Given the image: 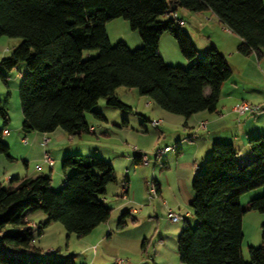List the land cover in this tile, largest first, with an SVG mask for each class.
Masks as SVG:
<instances>
[{"label":"trees","instance_id":"trees-1","mask_svg":"<svg viewBox=\"0 0 264 264\" xmlns=\"http://www.w3.org/2000/svg\"><path fill=\"white\" fill-rule=\"evenodd\" d=\"M169 3L193 11L210 9L240 37L239 53L260 56L264 52V0H0V37L18 38L0 59V76L5 79L4 69L11 70L19 61L27 67L18 87L21 130L45 133L60 128L70 136L87 132L86 111L104 117L93 110L99 98L131 108L115 95L119 86L133 87L160 108L184 117L215 111L221 83L231 74L229 62L211 45L186 67L166 63L157 49L163 32L175 38L188 60L197 54L182 25L171 16L160 18ZM115 17L127 19L138 32L139 47L132 49L123 40L109 42L105 23ZM86 49H98V53L83 58ZM0 117V153L11 158L3 138L9 120L5 103H0ZM248 146L250 159L239 157L232 142H213L202 169L194 174L188 206L196 223L191 226L184 216L176 241L182 263L264 264V221L261 244L248 246L249 261L243 259L240 248L243 213L264 211V134L251 136ZM158 148L163 147L156 148V155ZM133 152L134 163L144 162V153ZM61 160L62 171L71 172L58 191L50 188V176L42 173L10 177L7 184L0 181V264H76L71 255L38 253L41 248L32 243V229L37 225H31L29 212L41 210L47 216L45 225L58 221L77 236L108 219L111 208L101 196L116 180L113 164L95 155L69 152ZM257 186H263L262 194L242 206L241 195ZM126 189L124 185L123 196ZM148 192L157 196L155 180L148 182ZM129 216V210L123 209L116 226L124 227Z\"/></svg>","mask_w":264,"mask_h":264},{"label":"rangeland","instance_id":"rangeland-1","mask_svg":"<svg viewBox=\"0 0 264 264\" xmlns=\"http://www.w3.org/2000/svg\"><path fill=\"white\" fill-rule=\"evenodd\" d=\"M169 4V10L160 18H170L172 13L170 9L174 8L176 14L184 19L181 27L190 36L197 54L192 60H188L181 54L175 38L170 33L163 32L158 40L157 48L166 63L181 66L180 63L185 61L182 67H186L192 61L199 59L198 51L206 50L207 42L211 40L218 43L219 51H225L231 64L235 65L237 57H230V51L238 52L237 44L234 42L236 37L217 17H214V14L207 19L206 16L210 14L208 13L211 12L210 10L193 11ZM199 26L200 29H198ZM105 29L112 45L119 40L126 42L132 49L142 44L138 32L132 29L129 21L123 17L108 20L105 23ZM17 41L16 37H0L2 45L16 44ZM97 53L98 49H86L83 50L82 57L87 58ZM238 57L240 62L244 58L241 55ZM262 65L264 69V63ZM26 71V63L19 61L11 70L4 69L5 79L0 76V103L6 104L9 115L6 127L10 131L5 137L7 141H4L11 155V158H8L0 153L1 183L7 184L10 177L42 173L50 176V188L58 191L65 175L71 172L67 170L64 173L61 167V159L68 151L69 153L95 155L109 162L111 155L117 152L116 149L126 151L131 155L130 158L134 150L141 151L147 156L145 162L134 163L131 159V166H125L126 164L123 163L115 167L119 176L131 177L130 191L135 190L136 199L129 204L139 211L130 213L124 227L116 226L122 211L118 210L121 200L115 193L116 187L111 183L107 187L106 195L101 196V200L111 208L109 217L107 221L85 235L77 236L67 232L58 221H51L45 225L47 216L43 211L30 212L27 218L32 226L34 223L37 225L32 229V243L41 248L38 253L44 257L55 254L58 257L71 255L76 264H185L179 260L176 250V241L183 228L184 220L172 221L167 215L168 209H171L170 199L174 196V188L170 184L178 173L179 167L175 158V146L185 145L183 147L187 149L188 136L179 122L184 119V116L160 108L151 98L140 95L133 87L119 86L115 89V95L131 108L109 105L106 103V98H99L93 110L102 113L104 117L101 118L95 116L93 112L86 111L85 120L89 127L92 126L87 132L71 136L65 133V137L60 140L56 138V131L45 133L35 130L23 131L20 128L23 115L19 103L18 87ZM159 119L160 122L157 124L151 123ZM162 130L163 134H161ZM45 136H48L49 140L43 143ZM179 136L185 137V142H180L181 144L176 142ZM22 137H26V141H23ZM165 145L170 148L156 155V148ZM44 151L52 155L55 161L52 167H48L43 161ZM248 152L250 153L247 143L240 148L238 156ZM168 156H172V159H166ZM25 161H27V166ZM37 165L41 168L37 169ZM126 167L128 170L125 172ZM6 175H9L8 179H5ZM192 178L189 180V186ZM154 180L162 185L161 196H151L143 185V182ZM262 192L263 186L245 191L240 197V204L246 205L249 199L261 195ZM174 210L184 215L187 205ZM185 218L191 226L195 225L196 219L192 213ZM263 221L264 211L247 209L242 215L240 248L245 261H249L248 246L257 247L261 244V223ZM103 228H106V232L101 239L98 232Z\"/></svg>","mask_w":264,"mask_h":264},{"label":"crops","instance_id":"crops-1","mask_svg":"<svg viewBox=\"0 0 264 264\" xmlns=\"http://www.w3.org/2000/svg\"><path fill=\"white\" fill-rule=\"evenodd\" d=\"M210 10V9H205ZM211 11V10H210ZM207 15V19L211 18L214 14L212 11ZM214 17H217L214 14ZM226 27V26H225ZM198 28V27H197ZM201 27L199 26L198 29ZM227 29V28H226ZM229 30V29H227ZM235 44H238L240 41V37L237 36L235 33ZM215 46L218 49V43L215 41L209 40L207 42L206 48L209 46ZM13 44L10 45H2L0 43V59L9 54ZM158 49V48H157ZM219 50V49H218ZM159 52V50H158ZM199 57L204 51H198ZM201 52V53H200ZM221 52V51H220ZM225 51L222 50V54L226 56ZM236 55L244 56L239 61L240 58ZM234 56L237 57L235 65L231 64L229 60V56H226L229 65L231 67V74L228 78H226L220 86V95L217 103V109L215 111H207L202 110L196 113L191 114L188 117H184V119L179 120L181 122L180 126L186 132V148L184 149L179 145L178 147L175 146L176 154L175 158L177 163L179 164L178 173L175 175L173 182L170 184L174 188V196L170 199V208L176 212L174 209L181 208L182 205H187V210L185 214L182 215L180 212H176L181 216L183 219L184 216L190 215V209L188 203L192 198V190L191 185L189 186V180L194 176V174L202 169L203 162L205 158H207L211 151V146L213 142L216 141H229L232 142L235 148L240 150V148L244 147L245 144L248 143V139L251 136H255L258 134H264V113L258 115H241L239 116L234 110H232V105L237 102L238 100H247L256 103L264 102V52L261 53L260 56H257L254 52L249 53L248 55H243L238 52L233 53L230 51V57ZM256 62H255V59ZM189 62V61H188ZM185 63H180L183 65ZM238 63V64H237ZM208 91V88L205 89V92ZM204 121V127H200L199 123ZM21 126V125H20ZM92 126L89 127L91 129ZM56 131V138L63 139L65 137V132L62 130H53ZM52 131V132H53ZM10 133L9 128L6 127L3 129V138H5ZM163 134V130L161 131ZM26 137H22V139ZM176 142H185V137L179 136ZM249 149V146H248ZM114 152V154L110 157V162L113 164L116 174V180L113 182L114 186L116 187L115 193L118 197H120L121 202L119 203L118 210L128 209L129 212L138 213L135 207H132L129 203L132 200L136 199L135 190L130 191L131 185V177L129 178L128 175H121L119 176L117 172V165L126 164L125 166H131V155L126 153L124 150ZM250 151V149H249ZM64 152V151H63ZM69 152V151H68ZM134 153V152H133ZM133 156V155H132ZM248 159L252 158V153H244ZM239 157H242L239 156ZM172 159V156L166 157V159ZM133 161V160H132ZM27 166V161L25 162ZM55 163V161H54ZM53 163V165H54ZM148 163V162H147ZM48 165V164H47ZM53 165H48V167H52ZM116 167V168H115ZM41 168L40 165H37V169ZM125 172L128 170L127 167L124 169ZM27 176V175H25ZM34 176V175H28ZM9 175L5 176V179H8ZM159 192L157 196L162 195V185L160 182L156 181ZM126 185V195L123 196L122 194V187ZM145 189L148 191V182H143ZM108 187V186H107ZM108 189V188H106ZM107 192V191H106ZM245 206V205H242ZM30 213V212H29ZM27 213V214H29ZM107 221V220H106ZM177 221V220H176ZM103 223V222H101ZM100 223V224H101ZM98 224L96 227H99ZM106 232V228L99 230V238L103 239Z\"/></svg>","mask_w":264,"mask_h":264},{"label":"built area","instance_id":"built-area-1","mask_svg":"<svg viewBox=\"0 0 264 264\" xmlns=\"http://www.w3.org/2000/svg\"><path fill=\"white\" fill-rule=\"evenodd\" d=\"M171 17L173 18L174 22L178 25H183L184 24V19L179 17L175 11H172L171 13ZM232 110H234L239 116L240 115H244V114H250V115H258L261 113H264V102L262 103H256V102H250L247 100H239L237 102H235L232 105ZM158 120H154L153 122H157ZM204 121H201L199 123V126L204 127ZM49 140V137L45 136L43 138V143H46ZM23 141H26L25 138H23ZM170 147L169 146H165L163 148H158L157 152H163L164 150H168ZM43 161L46 162L48 165H52L54 163V159L52 157V155L48 152V151H44L43 152ZM145 160H147L144 156V162ZM151 193H155V188L154 186L151 184L150 185V189ZM168 217L172 220H178V218L180 217L179 214L173 212L171 209H168L167 212Z\"/></svg>","mask_w":264,"mask_h":264}]
</instances>
